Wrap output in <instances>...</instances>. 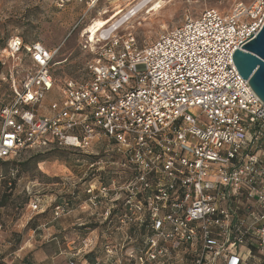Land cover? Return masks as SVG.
Segmentation results:
<instances>
[{
  "label": "built area",
  "instance_id": "2783aa9c",
  "mask_svg": "<svg viewBox=\"0 0 264 264\" xmlns=\"http://www.w3.org/2000/svg\"><path fill=\"white\" fill-rule=\"evenodd\" d=\"M132 12L95 37L84 30L82 47L94 57L81 78L58 80L55 52L40 42L14 36L0 49L13 94L0 108V160L52 143L85 151L107 137L131 175L90 185L87 193L94 207L106 201L105 220L120 207V225L148 231L130 260L260 264L264 102L233 54L264 26V0L239 2L228 14L206 8L143 48L132 35L117 34ZM22 54L29 65L21 66L19 79L8 64L21 62ZM49 93L55 97L46 109ZM196 108L207 117L202 125L192 114ZM54 211L59 217L65 208L58 204Z\"/></svg>",
  "mask_w": 264,
  "mask_h": 264
},
{
  "label": "rangeland",
  "instance_id": "374dc122",
  "mask_svg": "<svg viewBox=\"0 0 264 264\" xmlns=\"http://www.w3.org/2000/svg\"><path fill=\"white\" fill-rule=\"evenodd\" d=\"M140 1L0 0V49L14 36H21L27 44L40 42L55 52L52 71L58 80L81 78L94 57L82 47L84 30L96 18L111 17L118 7L124 11L109 25L119 22ZM253 1L163 0L161 9L143 12L132 19L128 29L124 25L117 34L132 35L143 48L166 30L181 25L186 16L197 17L206 8L228 14L239 2L248 5ZM21 59L8 64L19 79L21 66L29 65L26 55ZM8 68L0 64V108L13 96ZM54 97V93L47 95L46 109ZM192 114L200 115L198 125L207 122L200 109ZM98 161L100 165L91 166ZM124 162V156L107 137L85 151L52 143L0 160V264H137L129 254L139 255L148 231L135 224L120 225L119 213L105 220L102 212L106 201L94 207L87 193L90 185L99 187L129 178L131 171ZM33 201H38L37 210ZM58 204L65 208L59 217L54 211ZM26 239L34 240L31 250L21 249ZM84 241L94 244L85 247ZM107 246L114 249L113 254ZM240 249L243 251V247ZM43 252L54 259H36L37 253ZM263 261L262 257L260 264Z\"/></svg>",
  "mask_w": 264,
  "mask_h": 264
},
{
  "label": "water",
  "instance_id": "95a60500",
  "mask_svg": "<svg viewBox=\"0 0 264 264\" xmlns=\"http://www.w3.org/2000/svg\"><path fill=\"white\" fill-rule=\"evenodd\" d=\"M234 63L249 85L264 102V26L249 42L233 54Z\"/></svg>",
  "mask_w": 264,
  "mask_h": 264
},
{
  "label": "bare ground",
  "instance_id": "6f19581e",
  "mask_svg": "<svg viewBox=\"0 0 264 264\" xmlns=\"http://www.w3.org/2000/svg\"><path fill=\"white\" fill-rule=\"evenodd\" d=\"M163 7V0H142L137 5L133 6L131 9L133 12L130 16V18L127 21H124L122 23V27L124 25L128 26L132 23V19L136 18L138 15H141L143 12L146 14H150L153 11H158ZM124 10L122 8H117V11L111 16L107 18L99 17L96 18L95 21L89 25L86 28V33H89L92 35V37H95L97 33H99L101 30L105 29L107 25L114 20V18L118 17L123 13ZM107 13V11L103 12Z\"/></svg>",
  "mask_w": 264,
  "mask_h": 264
},
{
  "label": "crops",
  "instance_id": "0c3cea01",
  "mask_svg": "<svg viewBox=\"0 0 264 264\" xmlns=\"http://www.w3.org/2000/svg\"><path fill=\"white\" fill-rule=\"evenodd\" d=\"M37 229H38V227L35 229V231ZM24 243L25 244L22 245L21 249L26 250V248H28L27 250H31L29 246L34 244V240L33 239H31V240L26 239ZM92 244H94V243H92ZM28 259H29V257H28ZM36 259H54V258L49 257L47 253L43 252V254L37 253Z\"/></svg>",
  "mask_w": 264,
  "mask_h": 264
},
{
  "label": "trees",
  "instance_id": "16d2710c",
  "mask_svg": "<svg viewBox=\"0 0 264 264\" xmlns=\"http://www.w3.org/2000/svg\"><path fill=\"white\" fill-rule=\"evenodd\" d=\"M7 103H9V102H7ZM7 103L5 102L3 105H5V104H7ZM3 105H2V106H3ZM3 198H4V201H5V200L7 199L6 195H4ZM113 213H114V214L119 213V217H120V215H121V209H120V207L117 208V209H115V210L113 211ZM113 213H112V214H113ZM89 256H91V255H88V257H89ZM263 262H264V261H263Z\"/></svg>",
  "mask_w": 264,
  "mask_h": 264
}]
</instances>
